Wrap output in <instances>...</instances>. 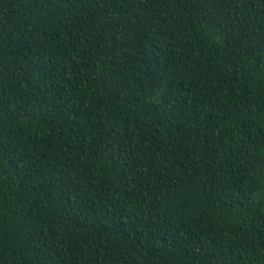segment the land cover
Wrapping results in <instances>:
<instances>
[{
  "label": "trees",
  "instance_id": "trees-1",
  "mask_svg": "<svg viewBox=\"0 0 264 264\" xmlns=\"http://www.w3.org/2000/svg\"><path fill=\"white\" fill-rule=\"evenodd\" d=\"M0 264H264V0H0Z\"/></svg>",
  "mask_w": 264,
  "mask_h": 264
}]
</instances>
